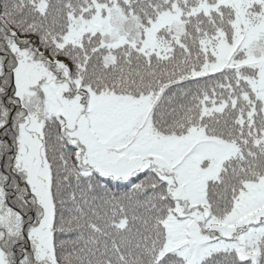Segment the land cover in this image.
<instances>
[{"label": "snow or ice", "instance_id": "1", "mask_svg": "<svg viewBox=\"0 0 264 264\" xmlns=\"http://www.w3.org/2000/svg\"><path fill=\"white\" fill-rule=\"evenodd\" d=\"M0 264H264V0H0Z\"/></svg>", "mask_w": 264, "mask_h": 264}]
</instances>
